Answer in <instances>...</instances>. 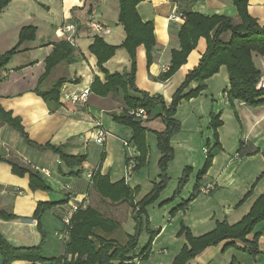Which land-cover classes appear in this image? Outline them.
<instances>
[{"label":"crops","instance_id":"0c3cea01","mask_svg":"<svg viewBox=\"0 0 264 264\" xmlns=\"http://www.w3.org/2000/svg\"><path fill=\"white\" fill-rule=\"evenodd\" d=\"M33 1L39 6L43 5L45 15L36 11L29 0H13L5 10L22 4L30 7L33 13L28 11L15 27L18 28V37L21 29L27 25L36 26L37 33L36 40L23 44L9 65L0 70V112L8 113L12 119L19 120L29 139H25L21 132L0 116V185L14 183L29 186V174L23 178L18 177L12 170L14 164L39 172L51 190L25 193L23 188L14 186L15 194L10 196V192L0 188L1 194L9 195V200L0 198V211L17 217L12 221L0 218V233L16 248H31L42 243L37 221L33 218L40 203H61L67 201L68 197H77L80 200L86 194L91 206L92 190L88 176L96 172L109 176L113 183L124 180L131 189L137 190L136 203L142 202L151 193L154 185L160 182L159 163L162 153L158 148V134L165 130L162 111L158 108L143 121L147 129L145 164L134 174L128 175L127 163L133 161L137 164L141 154L133 140V131L114 122L113 115H120L123 107L117 97L100 98L91 94L86 103L74 104L68 102L61 93V107L52 113L48 104L35 91L45 72V59L52 53L53 45L61 40L57 37L56 30L65 24H78L81 27L76 47L77 60L55 70H58V75L61 74L57 75L56 80L63 77L68 79L63 88L69 93L77 94L91 89L96 76L104 80V75L96 66V57L89 50L95 37L89 27L90 23L99 22L110 29V34L103 37L110 45H122L126 33L118 24L119 0H60L59 8H54L49 1L47 4L40 0ZM248 3L250 15L261 27L264 26V0H250ZM137 8L144 22L153 23L157 46L151 66H148L145 48L141 46L137 49L136 86L151 96H162L169 106L187 74L198 66L207 50L206 40L200 39L187 63L165 81L163 76L170 68L171 52L180 49L179 32L185 22L171 18L184 17L187 12H195L204 17H229L237 24V10L232 0H144ZM114 23L115 29L110 27ZM49 25L54 28V38L40 39L41 28ZM228 38L229 35L224 36L225 40ZM40 50L43 51L41 58ZM253 59L264 75V59L257 54L253 55ZM105 68L110 74L129 72L131 60L128 52L119 49ZM227 74V68L222 67L218 74L207 81V89L199 97L183 100L177 109L175 119L180 122L181 130L171 139L175 157L168 165L170 182L156 205L152 204L146 209L153 229L160 230V234L152 244L149 259L144 262L158 254L155 264H172L187 244L185 237L179 236L182 226L187 227L195 237H200L212 232L219 223L235 225L249 214L256 200L264 194V106L250 108L240 102L231 106L226 97L230 88ZM197 86L192 83L186 93ZM217 116L223 122V126L217 131L221 151L214 158L212 167L203 180L201 189H206L207 193H201L186 210L172 216L171 213L188 201L193 193L192 191L188 194V199L182 194L174 198L184 171L191 169L193 173L198 171L199 174L207 158V155L200 154L201 145L204 148L206 143L209 150L215 145L212 117ZM100 130L106 132L102 144L97 143V133ZM90 142L101 148L96 163L89 151ZM124 142L130 143L128 149L124 147ZM241 142L244 146L240 153ZM48 145L63 146L65 152L71 156H86L87 162L82 167L68 169L58 155L46 148ZM66 185L72 187L71 193L64 189ZM167 202L176 203L169 210L171 205H165ZM65 204L52 208L43 217V220L46 215L50 219L54 217L60 223L54 233L57 247L51 242L52 247L48 250L50 252L53 248L57 249L56 258L60 253L64 254V243L59 239L58 233L64 228L61 223V208ZM155 206H158V213L163 212L162 220L156 219ZM151 209L154 211L151 212ZM43 225L46 231L48 226L45 220ZM257 231L263 233L258 243L261 255L257 258L242 251V247H245L243 242H236L232 246L228 245L230 242H224L208 248L190 264H232L233 261L235 264H264V225L256 228ZM254 236L255 234L248 236L247 241L251 242ZM171 247L174 254L170 252ZM47 249L44 248V254ZM236 254H241L242 257L248 255L251 259L239 262ZM144 262L137 261L136 264Z\"/></svg>","mask_w":264,"mask_h":264},{"label":"trees","instance_id":"16d2710c","mask_svg":"<svg viewBox=\"0 0 264 264\" xmlns=\"http://www.w3.org/2000/svg\"><path fill=\"white\" fill-rule=\"evenodd\" d=\"M12 1L0 0V14ZM143 1L119 0L118 24L124 28L126 33V39L122 45H110L102 37L96 36L89 48L90 53L97 59L96 66H98L100 73L104 75V80H100L97 76L94 78L90 89L91 94L100 98L117 97L122 104V113L120 115L114 114L113 119L114 122L133 131V140L141 154L135 172L146 161L147 146L145 137L147 129L142 121L130 116L129 111L145 109L149 115H152L158 108H161L162 111L161 118L165 130L158 134V148L162 153L159 163L161 177L160 182L154 185L151 193L142 202L136 203L137 190L131 189L124 180L113 183L109 176H102L100 172L93 174L92 182L89 184L91 190H94L103 201L112 204H130L136 223V233L127 235L125 244H119L109 237L115 235L121 225L114 219L106 217L100 209L98 210L89 205L75 214L69 241L64 244V254L57 258L46 257L44 254L46 234L41 223L42 216L48 210L62 205L66 201L40 203L33 218L37 221V227L42 235V243L31 248H16L0 233L2 264H13L14 262H28L30 264H136L137 261H147L152 253V244L160 234V230L153 229L146 209L156 203L170 180L167 174L168 165L175 157L174 150L171 148V139L181 130L180 122L175 119L180 103L183 100L199 97L207 89V81L218 74L222 67H226L230 80V88L226 92V97L230 105L234 106L236 102H240L250 108L264 106V90L256 88L262 73L253 59L254 54L264 59V26L261 27L257 20L250 15L248 3L250 0H232V4L237 10L239 20L237 24L234 23L232 18L225 16L204 17V15L195 12L185 13V22L179 32L180 49L171 52V65L163 79L165 81L169 80L187 63L188 57L196 49L195 47H197L200 39L206 40L207 50L198 66L187 74L169 106L162 96H151L139 90L136 86L137 49L141 46L145 48L148 66H151L157 46L153 23L144 22L138 12L137 7ZM36 33V26H26L21 29L18 44L8 53L0 56V70L9 65L23 44L36 40ZM225 35H229L227 40L224 39ZM53 46L52 53L45 59V72L35 91L48 104L52 113L61 107L62 88L68 82V79L63 77L53 81L47 90H44L43 86L59 66L71 65L78 58V49L70 45L65 39L60 40ZM119 49H125L128 52L131 69L129 72L122 74H110L105 65L116 55ZM192 83H196L197 88L186 93ZM0 116L21 132L25 139L29 140L19 120L12 119L10 114L4 112H0ZM222 126L223 122L219 116L212 117L215 145L208 150L205 165L201 172L197 174L196 184L190 199L174 210L171 213L172 216H175L179 211L186 210L201 194L200 188H202L203 180L208 175L214 158L221 151L217 131ZM243 144V142L240 144V153L243 151ZM46 148L58 155L60 161L68 169L73 170L82 167L87 162L86 156H71L65 152L63 146L48 145ZM12 170L19 177L29 174L28 182L32 191L50 192V187L39 172L24 169L14 164ZM191 173V169L184 171L174 198L181 195ZM0 218L5 221L17 219L16 216L1 211ZM260 225H264V194L256 200L249 214L235 225H229L227 222L219 223L212 232L200 237H195L187 227L182 226L179 236H184L187 244L172 264H190L192 260L208 248L219 246L224 242H230L229 246L235 245L236 242H243L245 247H242V251L253 258H257L261 255L258 243L263 235L261 231L256 232V228ZM143 232L148 235L149 239L145 247L137 254L139 240ZM252 234H255L253 240L251 242L247 241V237ZM232 264H235V261Z\"/></svg>","mask_w":264,"mask_h":264},{"label":"rangeland","instance_id":"374dc122","mask_svg":"<svg viewBox=\"0 0 264 264\" xmlns=\"http://www.w3.org/2000/svg\"><path fill=\"white\" fill-rule=\"evenodd\" d=\"M30 3H32L33 7L35 8L36 11H40V14L45 15V10H43V5L40 4V6L38 5V3H35L33 0H29ZM49 1L50 5H52L54 8H59V3L60 0H40V2L42 3H46ZM6 9H4V11L0 14V56L5 55L6 53H8L11 49H13L19 41V37H18V28L15 27L18 22H20V20H22L23 16H25V14L29 11L32 12V10L30 9V7L26 6L25 4L23 5H14L12 6V8H10V10L5 11ZM33 13V12H32ZM30 26V25H27ZM110 27H112L113 29L116 28V24L114 23L113 25H111ZM42 30L40 31V39L42 37H45V40H51L54 38V28L51 27L49 25V27L45 26L43 28H41ZM103 38V37H102ZM39 39V40H40ZM41 41V40H40ZM40 58L43 56V51L40 50ZM26 58L28 56H25ZM30 57V56H29ZM58 75V70L56 72H54V74L52 75L51 79L45 84L44 89H47L52 83L53 81L56 80V77ZM61 75V74H59ZM58 75V76H59ZM90 146V154H92L93 156V162L96 163L98 155L101 153V148H98L95 146V144H93L92 142L89 143ZM202 145L200 147V154L202 156H205L207 154L204 153L203 149L206 148L207 150H209L208 145H206V143L204 144V148H202ZM135 173V172H134ZM132 173V174H134ZM198 173V171H192V173L190 174L189 177V181L187 183V185L184 187L183 191H182V196L186 199L189 198L191 194V192L193 191V186L195 183V179H196V174ZM19 177V176H18ZM23 178V177H21ZM170 182V181H169ZM14 186L19 187V188H23V190L25 191V193H31V188L30 186L28 187H24L21 185H15L13 184H6V185H0V188H3L5 191L7 190L8 192H10V196H13L12 194L13 191L15 190ZM34 192V191H32ZM5 198L7 200H9V195H3L0 193V198ZM91 207H95L98 210L100 209V211L108 218L114 219V221H117L121 227L120 229L117 231V233L114 235H111L109 238H112L114 240H116L119 244H125L127 242V233L128 234H132L134 235L136 233L135 227H136V223L134 221V216L132 214V208L129 206V203H121V204H112L108 201H103L94 190L91 191ZM13 200V198H11ZM157 203V202H156ZM156 203H154L156 205ZM176 203V202H175ZM175 203L173 202H167L165 203V205H171L169 207H172V205H174ZM13 204V202H12ZM155 212L154 214H156V219L158 220H162V216L160 212L158 213L159 209L158 206H155ZM154 209V208H153ZM50 210H48L47 212H49ZM151 212H153L154 210H150ZM45 212L44 215L47 213ZM42 216V226L44 227L43 223L44 220L47 223V230L45 232L46 234V242L44 245V248H48L47 250H45V255H55L57 254V249L55 250V248H53V251L48 252V250H50V246L52 247V244H55V247H57L56 244H58L57 239L54 237V233L56 228H58L60 226V223H58L59 221L56 218H51L46 215L45 219L43 220ZM38 228V227H37ZM44 229V228H43ZM144 230H145V226H144ZM39 231V229H38ZM41 234V233H40ZM42 236V235H41ZM149 237L147 234H145V232H143V234L140 237L139 240V245H138V251L137 254H139V252L143 249V247H145L147 241H148ZM52 242V244L50 245V243ZM168 247V246H167ZM173 247H171V254H174V250L172 249ZM63 255V252L60 253V256ZM159 255L157 254V256H155V258H152L150 261L148 262H144L141 264H155V261L157 259ZM161 256V255H160ZM170 257V256H169ZM168 257V258H169ZM237 260L239 262H242L245 259H251L249 258V256L245 255V257H242L241 254H236ZM253 261V260H252ZM262 262L264 263V258H262ZM16 262H14L13 264H15ZM0 264H2V256L0 255ZM17 264V263H16Z\"/></svg>","mask_w":264,"mask_h":264},{"label":"built area","instance_id":"2783aa9c","mask_svg":"<svg viewBox=\"0 0 264 264\" xmlns=\"http://www.w3.org/2000/svg\"><path fill=\"white\" fill-rule=\"evenodd\" d=\"M174 21L184 20V17H172ZM90 29L93 31L95 37H104L110 34V29L107 28L104 24L92 21L89 25ZM80 34V26L78 24H65L62 27H59L56 30V35L61 40L67 41L70 45L77 47L78 36ZM258 90H264V75L260 78V81L256 87ZM63 97L71 103H86L89 100L91 95V90L86 89L80 93H69L67 89L63 88L62 90ZM129 115L133 116L138 121H145L149 118V114L145 109H137L129 111ZM106 132L104 130H100L97 133V143L102 144L105 140ZM124 147L128 149L130 147L129 142H124ZM204 153L207 154L208 150L206 148L203 149ZM61 164V162H59ZM128 175H131L135 172L136 164L133 161H129L128 163ZM42 172L46 175L49 173L45 170ZM90 179V183L92 182L93 174L88 176ZM69 193L72 192V187L70 185H66L64 188ZM201 189V188H200ZM201 193H207L206 189H201ZM89 206L88 203V195H83V197L79 200L77 197H68L66 204L63 205L62 209V216H61V223L63 224V230L58 233L59 239L66 244L69 241L70 231L72 229V221L75 214L80 209H85ZM53 264V263H47Z\"/></svg>","mask_w":264,"mask_h":264}]
</instances>
